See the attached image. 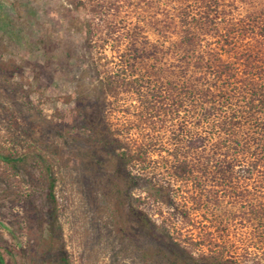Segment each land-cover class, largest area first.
I'll return each instance as SVG.
<instances>
[{
  "label": "rangeland",
  "instance_id": "rangeland-1",
  "mask_svg": "<svg viewBox=\"0 0 264 264\" xmlns=\"http://www.w3.org/2000/svg\"><path fill=\"white\" fill-rule=\"evenodd\" d=\"M225 4L243 15L236 0ZM129 11L119 0H0V264H169L171 240L194 252L223 251L238 264L253 259L243 250V222L227 204L214 210L176 200L172 210L148 199L145 181L129 189V200L111 193L137 172L115 146L97 139L86 112L102 103L100 33L119 15L135 22ZM120 97H108L103 121L131 149L130 116L123 112L128 95ZM47 167L55 221L48 214ZM172 186L175 197L191 194ZM130 207L147 215L157 238Z\"/></svg>",
  "mask_w": 264,
  "mask_h": 264
},
{
  "label": "trees",
  "instance_id": "trees-1",
  "mask_svg": "<svg viewBox=\"0 0 264 264\" xmlns=\"http://www.w3.org/2000/svg\"><path fill=\"white\" fill-rule=\"evenodd\" d=\"M236 1L243 15L234 6L226 11V0H119L136 21L117 15L100 33L102 103L86 112V120L97 139L115 146L137 172L111 193L129 200V189L145 181L148 199L172 210L176 200L214 210L227 204L243 222V250L253 257L243 264H264V0ZM106 16L108 21L111 14ZM121 94L128 95L123 112L130 116L131 149L103 121L108 97L120 100ZM46 179L48 214L55 221L48 167ZM173 182L191 194L175 197ZM129 212L157 238L144 212ZM187 246L168 242L169 264H238L223 251Z\"/></svg>",
  "mask_w": 264,
  "mask_h": 264
}]
</instances>
